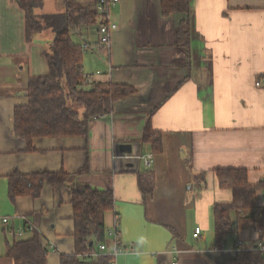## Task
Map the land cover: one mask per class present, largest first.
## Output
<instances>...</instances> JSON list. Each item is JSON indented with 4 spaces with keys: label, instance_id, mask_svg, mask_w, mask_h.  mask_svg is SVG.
Masks as SVG:
<instances>
[{
    "label": "crops",
    "instance_id": "1",
    "mask_svg": "<svg viewBox=\"0 0 264 264\" xmlns=\"http://www.w3.org/2000/svg\"><path fill=\"white\" fill-rule=\"evenodd\" d=\"M109 14L117 29L108 45L96 34L79 42L89 44L82 71L90 77L87 86L125 84L134 93L108 115L90 119L86 136L35 137V151H27L13 134V112L28 103L29 78L48 73L44 51L54 35L43 30L27 42L24 11L0 0V264H14L7 244L14 230L30 224L47 249V264L72 254V189L85 187L112 193L104 227L119 226L125 249L115 264H226L237 241L264 240V187L256 191L254 209L231 214L221 248H214L212 216L214 204L233 199L215 169L244 168L250 184L264 181V0H188V12L166 17L160 0H119ZM184 20L187 43L177 39ZM148 121L162 143L152 165L114 158L120 144H130L133 154L152 153L142 141ZM13 170L70 177L67 187L44 184L36 198L11 200ZM146 171L153 173L147 195L138 178ZM198 173H205L206 186L190 189Z\"/></svg>",
    "mask_w": 264,
    "mask_h": 264
},
{
    "label": "trees",
    "instance_id": "2",
    "mask_svg": "<svg viewBox=\"0 0 264 264\" xmlns=\"http://www.w3.org/2000/svg\"><path fill=\"white\" fill-rule=\"evenodd\" d=\"M25 14V39L31 42L34 35L50 28L54 38L44 51L48 73L29 78L26 87L28 103L16 106L13 112V134L26 142L27 151H35V137L86 136L90 119L108 115L115 102L134 93V88L125 84H109L106 89L87 86L83 81L82 44L74 42L72 32L87 30L97 21L96 0L87 5L63 0L61 12L39 13L44 0H13ZM163 16L174 12H188V0H160ZM189 22L180 23L177 31L179 42L187 43ZM82 109V117L78 109ZM142 141L148 143L152 153L162 149L161 136L147 122ZM220 187L232 190L233 199L228 204L212 207L214 248H221L225 235L232 225L231 214L239 215L255 207L256 191L264 187V181L252 185L244 168H219L214 170ZM70 174L59 172H35L24 174L13 170L8 175V196L36 198L44 184L53 189L68 186ZM139 185L143 194L153 189V173H140ZM206 186L205 173L194 175L190 189ZM74 252L61 255L60 264H111L113 258L100 255L94 259L85 256L97 251L101 243H107L103 214L113 208V196L109 190L85 187L72 189ZM28 238L13 239L7 244L6 255L14 264H47V249L39 242L36 230L29 231ZM90 242L92 243L91 245ZM226 264H264V256L256 251L239 254Z\"/></svg>",
    "mask_w": 264,
    "mask_h": 264
},
{
    "label": "built area",
    "instance_id": "3",
    "mask_svg": "<svg viewBox=\"0 0 264 264\" xmlns=\"http://www.w3.org/2000/svg\"><path fill=\"white\" fill-rule=\"evenodd\" d=\"M119 0H96V9H97V21L94 25V31L98 39V43L100 45H108L110 41L111 33L117 29V24L113 22L110 18V9H112ZM89 47V44L84 43L82 45L83 50ZM83 81L88 84L90 81V77L87 74H83ZM260 83L257 82L256 85ZM114 158H123L128 163L135 164L137 161H142V163L149 168L154 159L153 153H146V154H133V153H124V152H117L113 156ZM264 162V155L262 157ZM3 223L7 221L6 218H2L1 220ZM118 225H114L111 228L107 229L106 234L111 239L110 243H101L98 246L97 251L90 252L85 254L86 257L90 259H94L100 255H109L113 258L111 264H115L114 257L118 254L122 253L125 249L121 243V233ZM35 230L34 226L31 224L29 226L20 227L14 230V236L16 238H21L23 233L26 231ZM200 228H195V235L199 234ZM247 251H256L260 255L264 256V240H259L256 243L247 245L243 244L241 240L235 243V246L230 251L231 259H234L236 256L243 252ZM176 264V263H172Z\"/></svg>",
    "mask_w": 264,
    "mask_h": 264
},
{
    "label": "rangeland",
    "instance_id": "4",
    "mask_svg": "<svg viewBox=\"0 0 264 264\" xmlns=\"http://www.w3.org/2000/svg\"><path fill=\"white\" fill-rule=\"evenodd\" d=\"M68 1H71L72 3H77V4H80V5H87V4H90L92 2V0H68ZM63 0H44V5L42 7V9L39 10L40 13H43V12H61L65 9L64 7V4H63ZM46 31H50V32H44L45 35H48V33L50 35H53V32L50 28H47V29H44ZM87 33L88 34V37L87 36H83V37H80L78 36V32H72V35H71V38L74 42H81V39H92V37H94L95 35V31H94V26H91L89 27L87 30ZM79 113H80V116L82 117V109L79 108L78 109Z\"/></svg>",
    "mask_w": 264,
    "mask_h": 264
},
{
    "label": "water",
    "instance_id": "5",
    "mask_svg": "<svg viewBox=\"0 0 264 264\" xmlns=\"http://www.w3.org/2000/svg\"><path fill=\"white\" fill-rule=\"evenodd\" d=\"M119 150L121 152H124V153H131L132 152V147L130 144H120L119 145ZM92 243L90 242L89 245H91Z\"/></svg>",
    "mask_w": 264,
    "mask_h": 264
}]
</instances>
